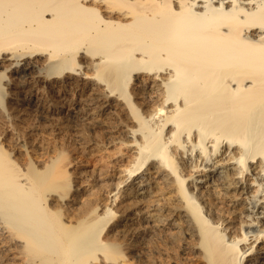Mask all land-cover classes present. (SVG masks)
Here are the masks:
<instances>
[{"label": "bare ground", "instance_id": "6f19581e", "mask_svg": "<svg viewBox=\"0 0 264 264\" xmlns=\"http://www.w3.org/2000/svg\"><path fill=\"white\" fill-rule=\"evenodd\" d=\"M0 264H264V0H0Z\"/></svg>", "mask_w": 264, "mask_h": 264}, {"label": "rangeland", "instance_id": "374dc122", "mask_svg": "<svg viewBox=\"0 0 264 264\" xmlns=\"http://www.w3.org/2000/svg\"><path fill=\"white\" fill-rule=\"evenodd\" d=\"M67 130H69V131H67ZM81 130V129H80ZM65 131V132H64ZM67 131V132H66ZM83 131V132H82ZM86 131V132H85ZM69 132V133H68ZM86 134H85V133ZM62 133L63 134H65V135H62ZM101 132H97V134H95V135H93L92 134V132H89V131H87L86 129H82L81 130V132L79 131V135L78 134H76V135H78V136H74V133L70 130V129H63V131L61 132V133H59V134H57V135H55L54 134V132H53V134H52V132L50 133V132H48V134H49V136L47 137V135L48 134H42L43 135V137L40 135V140H41V138H42V142L43 143H46V142H48L49 144H51V145H55V146H60L59 147V149L60 150H62L63 151V153H64V156H65V158H67V159H72V158H75V159H77V161H80L81 159V162H82V164H85V165H87L88 163L87 162H89V160H91V158L89 157V154H88V148L89 147H86V146H83V145H88V143H90V139H93V138H95L96 140H102L103 139V137H105V135L104 134H100ZM50 134H52L51 135V137H53V139L55 138L56 139V141L58 142V144L56 143V141L55 140H53L51 137H50ZM68 134V135H67ZM82 134H84V135H82ZM88 134V135H87ZM89 134H90V136H89ZM70 135V136H69ZM71 135H72V137H71ZM82 135V136H81ZM87 135V136H86ZM97 135V136H96ZM98 135H100V136H98ZM57 136V137H56ZM62 138H61V137ZM66 138H65V137ZM47 137V138H46ZM60 137V138H59ZM65 138V141H64V138ZM88 137V138H87ZM99 137V138H98ZM101 137V138H100ZM44 138V139H43ZM58 138V139H57ZM67 138H69V139H67ZM73 138V139H72ZM75 138V139H74ZM47 139V140H46ZM62 139V140H61ZM66 139H67V141H66ZM72 139V140H71ZM89 139V140H88ZM45 140V141H44ZM74 140H75V142H74ZM81 140V141H80ZM98 140V141H99ZM106 140V138L105 139H103V141H101V142H104ZM59 141H61V142H59ZM62 141H63V143H62ZM99 141V142H100ZM70 142V143H69ZM74 144H73V143ZM53 143V144H52ZM65 143V144H64ZM72 143V144H71ZM77 143H82V144H77ZM85 143V144H84ZM87 143V144H86ZM61 144V145H60ZM73 145H75V146H73ZM77 145H78V147H77ZM80 145V146H79ZM64 147V148H63ZM66 147V148H65ZM80 147V148H79ZM84 147V148H83ZM86 147V148H85ZM70 148V149H69ZM76 148V149H75ZM67 150V151H64V150ZM69 150H70V154H68V157H66V154L67 153H69ZM86 152H85V151ZM82 152H84V153H82ZM86 153V154H85ZM78 154H79V156H78ZM88 154V156H86ZM72 155V156H71ZM73 155H74V157H73ZM83 155V156H82ZM77 158H76V157ZM80 156H82V157H80ZM87 158H86V157ZM72 157V158H71ZM83 157H85L86 158V160H85V158H83ZM89 157V158H88ZM83 159H84V161H86V162H83ZM89 159V160H88ZM80 162V163H81Z\"/></svg>", "mask_w": 264, "mask_h": 264}]
</instances>
